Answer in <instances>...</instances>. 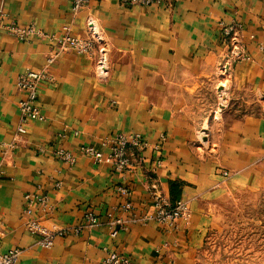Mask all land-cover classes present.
Returning <instances> with one entry per match:
<instances>
[{
	"label": "crops",
	"instance_id": "crops-1",
	"mask_svg": "<svg viewBox=\"0 0 264 264\" xmlns=\"http://www.w3.org/2000/svg\"><path fill=\"white\" fill-rule=\"evenodd\" d=\"M129 1L90 0L79 13L70 0L4 3L7 21L22 27L86 36L91 19L100 38L93 56L69 50L57 59L54 80L37 88L44 119H29L17 137L26 97L18 77L45 67L55 41H20L0 27V255L21 248L18 264H106L112 252L130 264H203L232 201L250 210L252 225L264 224V0ZM221 23L240 28L226 40ZM116 134L148 145L125 180L110 164L79 155L68 165L55 155L82 146L108 153L103 142ZM125 181L139 216L160 199L187 202L188 218L175 228L129 222L113 238L106 214L126 202L117 191ZM32 192L48 197L49 212L34 215L49 229L82 225L88 209L101 223L44 248L26 229Z\"/></svg>",
	"mask_w": 264,
	"mask_h": 264
},
{
	"label": "built area",
	"instance_id": "built-area-1",
	"mask_svg": "<svg viewBox=\"0 0 264 264\" xmlns=\"http://www.w3.org/2000/svg\"><path fill=\"white\" fill-rule=\"evenodd\" d=\"M5 1L6 0H0V27L7 30L20 41H29L33 36L55 41V47L50 51L45 67L38 71L28 69L18 77V89L26 93V97L22 99L18 105L21 113V124L17 130V137H20L26 132L24 125L29 119H44L37 105V88L41 82H52L54 80L51 67L56 63L57 59L64 52L69 50H75L80 54L93 56L96 45L100 42V38L95 30L94 22L91 19H88L86 23V36H72L68 28H66L65 33L61 37H55L54 35H47L44 31L35 26L22 27L16 21H7L9 18L4 12ZM70 1L74 13H79L90 3V0ZM161 1L162 0H130L129 3L131 5L151 6ZM220 28L223 37L227 40L235 35L240 25L236 23H221ZM99 52L97 71L100 76L104 77L108 74V61L106 52L103 49H100ZM103 146L109 148L108 153L94 146H82L78 154L63 148H58L55 150V155L60 161L68 165H74L79 155L90 157L96 163L110 164L125 180L133 170L134 156L141 159L140 152L148 147L147 143L144 142L139 134H116L106 138L103 142ZM155 149H158V147H155ZM161 164L162 160L158 159L154 165L153 171H156ZM117 191L127 200L122 204L120 209L117 210L116 208L114 211L106 214V224L113 238H116L120 232L126 231L129 222L136 223L142 221L146 223L149 220H155L168 228H175L177 222L181 219H187L190 213L188 203L183 200H179L175 204L170 205L157 199L152 206L153 213L139 216L136 212V207L131 201L132 191L128 183L126 181L123 182V184L117 187ZM25 200L26 207L24 212L27 218L26 229L36 235L38 244L44 248L52 247L56 237L67 235L77 236L83 229L94 227L101 223V217L92 209H88L82 225L64 229H49L34 215L36 209L41 213L49 212L51 207L48 197L32 192L26 194ZM127 215H130V218H128ZM21 253V248H15L5 254H1L0 264H18ZM130 261L129 258L117 252H112L109 253L106 264H130Z\"/></svg>",
	"mask_w": 264,
	"mask_h": 264
},
{
	"label": "rangeland",
	"instance_id": "rangeland-1",
	"mask_svg": "<svg viewBox=\"0 0 264 264\" xmlns=\"http://www.w3.org/2000/svg\"><path fill=\"white\" fill-rule=\"evenodd\" d=\"M234 203L221 229L212 233L203 264H264V224L252 225L250 210L236 208Z\"/></svg>",
	"mask_w": 264,
	"mask_h": 264
}]
</instances>
